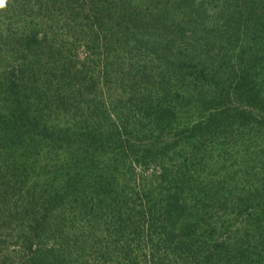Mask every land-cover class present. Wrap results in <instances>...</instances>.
<instances>
[{
  "label": "trees",
  "instance_id": "16d2710c",
  "mask_svg": "<svg viewBox=\"0 0 264 264\" xmlns=\"http://www.w3.org/2000/svg\"><path fill=\"white\" fill-rule=\"evenodd\" d=\"M9 5L0 264H264V0Z\"/></svg>",
  "mask_w": 264,
  "mask_h": 264
},
{
  "label": "rangeland",
  "instance_id": "374dc122",
  "mask_svg": "<svg viewBox=\"0 0 264 264\" xmlns=\"http://www.w3.org/2000/svg\"><path fill=\"white\" fill-rule=\"evenodd\" d=\"M10 0H0V10L1 11H4V12H7V11H10ZM9 5V6H8ZM108 5V4H107ZM108 6H112V5H108ZM15 9V8H14ZM13 9V10H14ZM16 10V9H15ZM21 12V11H20ZM49 18H50V15L48 16ZM57 16L55 15V18H56ZM46 18H47V16L45 17L44 15L42 16V18H41V20L39 19V17H37V19L42 23L43 21H46ZM18 20L21 22V23H25L26 21H29L30 20V15H28V13L27 12H22L21 13V15H18ZM43 25V24H42ZM42 25H41V29H42ZM35 29H37V27L35 28ZM41 35V34H40ZM69 41H74V39L72 38V37H68L67 38ZM71 43V42H70ZM82 55H83V53H82ZM9 61L11 60L10 58L8 59ZM7 61V60H6ZM179 108L180 109H184V108H186L183 104H179ZM184 119H185V122L187 123V121H190L189 120V118L188 117H184ZM193 121V120H192ZM192 121H190L189 123H187L188 124V127H190V125L191 126H193L194 125V123L195 122H192ZM180 126H183V124L182 125H180ZM179 126V127H180ZM181 128V127H180ZM182 135H184L185 134V132H182L181 133ZM75 139H77V141L79 140V137L77 136V138H75ZM175 139V138H174ZM176 146V145H175ZM175 146H172L171 147V149L170 150H172V151H174V149H175ZM237 158H239V159H241L239 156L237 157ZM136 169H137V172H139V173H143V169L138 165V167H135Z\"/></svg>",
  "mask_w": 264,
  "mask_h": 264
}]
</instances>
